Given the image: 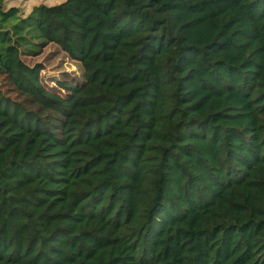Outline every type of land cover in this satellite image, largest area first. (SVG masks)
I'll use <instances>...</instances> for the list:
<instances>
[{"label":"trees","instance_id":"16d2710c","mask_svg":"<svg viewBox=\"0 0 264 264\" xmlns=\"http://www.w3.org/2000/svg\"><path fill=\"white\" fill-rule=\"evenodd\" d=\"M0 76V264H264V0H0Z\"/></svg>","mask_w":264,"mask_h":264},{"label":"rangeland","instance_id":"374dc122","mask_svg":"<svg viewBox=\"0 0 264 264\" xmlns=\"http://www.w3.org/2000/svg\"><path fill=\"white\" fill-rule=\"evenodd\" d=\"M65 0H5V8L17 7L20 17H27L35 6L40 4L55 5ZM9 26L12 23L8 24ZM24 60L30 64L42 63L45 68L42 71L44 82L49 86H56L59 79L82 81L84 72L79 62L70 59L57 45L48 44L43 51L36 56H24ZM3 76H0V87L3 88Z\"/></svg>","mask_w":264,"mask_h":264}]
</instances>
